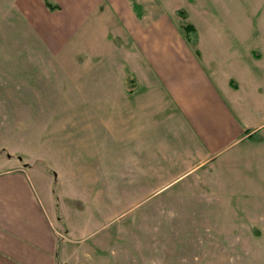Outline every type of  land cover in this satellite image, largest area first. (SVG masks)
Instances as JSON below:
<instances>
[{
    "label": "rangeland",
    "instance_id": "374dc122",
    "mask_svg": "<svg viewBox=\"0 0 264 264\" xmlns=\"http://www.w3.org/2000/svg\"><path fill=\"white\" fill-rule=\"evenodd\" d=\"M47 1L58 9L0 0V166H38L41 185L48 182L58 263L264 264V127L198 167L189 168L187 142L175 137L149 152L147 168L127 166L125 138L108 142L98 119L103 128L115 112L109 86L121 90L124 77L134 88L129 65L145 66L138 35L112 1L91 0L95 16L110 9L106 26H80L68 13L77 5L60 11V0ZM137 1L144 23L164 15L177 36L186 7L193 21L211 20L216 35L203 45L214 52L259 51L252 69L264 95V0ZM117 99L123 103V93ZM260 101L248 109L262 118ZM155 132L151 144L162 138ZM110 175L111 183L90 182Z\"/></svg>",
    "mask_w": 264,
    "mask_h": 264
},
{
    "label": "crops",
    "instance_id": "0c3cea01",
    "mask_svg": "<svg viewBox=\"0 0 264 264\" xmlns=\"http://www.w3.org/2000/svg\"><path fill=\"white\" fill-rule=\"evenodd\" d=\"M60 1V11L68 5H77L68 13L76 14L79 25L95 19L106 26L112 20L109 8L95 16L98 6L95 8L91 0ZM109 1L132 23V32L138 35L136 41L145 62L143 66L134 61L135 68L129 65L130 79L127 80L135 83L134 88L127 87L124 77L121 90L109 86L105 92L108 91L115 112L103 122V128L101 122L105 119H98V130L107 133L108 142L125 138L127 166L147 168L149 152L161 150L175 137L187 142L189 168L198 167L211 155L230 150L264 127V122L254 121L264 117L248 109L264 97L252 69L256 59L261 58L259 51L253 50L246 56L214 52L218 50L216 47L203 45L206 36L211 39L216 35L214 24L211 20L205 25L193 21L186 7L184 20L190 21L197 30L196 54L180 33L177 36L171 29L164 15L144 23L145 6L140 5L142 15L138 18L131 5L127 8L122 0ZM142 27L151 28L141 32ZM149 85V89L143 90ZM140 87L142 89H138ZM122 93L123 103L117 99ZM126 97H131L132 101ZM171 121L175 124L167 123ZM167 127L180 133L171 136ZM158 130L162 133L159 143H149L150 133L155 135ZM37 167L0 166V264H59L61 242L55 227L58 220L56 216L54 221L52 194L46 187L48 182L42 181L41 185L43 176ZM112 178L111 175L93 177L90 182L111 183ZM62 208L58 207L59 212L67 219Z\"/></svg>",
    "mask_w": 264,
    "mask_h": 264
},
{
    "label": "trees",
    "instance_id": "16d2710c",
    "mask_svg": "<svg viewBox=\"0 0 264 264\" xmlns=\"http://www.w3.org/2000/svg\"><path fill=\"white\" fill-rule=\"evenodd\" d=\"M129 1H130L131 8H132L133 12L135 13V15L138 18L141 17L142 8H141L140 4H138L136 0H129ZM44 5L50 11H52L54 9H58V7H59L58 5H53L52 3H50L47 0H44ZM179 14L181 15V17L183 19H186L187 14L184 11H179ZM180 32L182 33L185 41L188 44H190L192 47H195V45L197 43V30H196L195 26L191 22L184 20L180 23ZM193 50L196 54H198V49L196 47L193 48Z\"/></svg>",
    "mask_w": 264,
    "mask_h": 264
}]
</instances>
